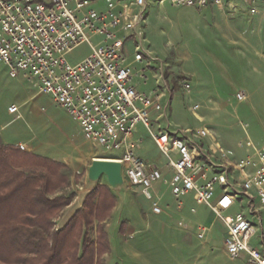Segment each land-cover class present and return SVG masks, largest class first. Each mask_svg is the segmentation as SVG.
<instances>
[{
	"label": "built area",
	"instance_id": "obj_1",
	"mask_svg": "<svg viewBox=\"0 0 264 264\" xmlns=\"http://www.w3.org/2000/svg\"><path fill=\"white\" fill-rule=\"evenodd\" d=\"M169 2L204 9L210 4L222 7L224 0ZM148 7L149 0H0V61L11 77L24 74L38 92L50 95L88 140L108 152L120 151L125 183L139 187L154 212L162 211L155 182L166 183L180 202L193 192L198 203L224 221L229 256L246 254L251 263L264 264V142H249L252 152L233 162L223 148H207L205 140L212 136L208 127L170 130L168 63L145 46ZM83 44L90 45V54L71 64L68 55ZM179 84L188 93L193 89L187 77ZM245 97L237 94L239 100ZM198 108H192L196 115ZM9 111L22 116L18 105ZM139 124L167 157L169 179L162 167L138 155L143 141L135 135ZM232 175H237L235 183ZM244 198L248 212L225 214L236 204L244 209ZM254 238L259 246L252 244Z\"/></svg>",
	"mask_w": 264,
	"mask_h": 264
},
{
	"label": "crops",
	"instance_id": "obj_2",
	"mask_svg": "<svg viewBox=\"0 0 264 264\" xmlns=\"http://www.w3.org/2000/svg\"><path fill=\"white\" fill-rule=\"evenodd\" d=\"M154 2V0H149L148 9L154 5ZM159 4L163 3L159 1ZM210 6L211 4L207 7ZM183 21V19H178L177 23L185 27ZM184 22L186 23V21ZM194 22L186 23V28L189 29L193 36L206 37L205 41L202 40V43L208 52L200 51L198 53L201 61L203 62L206 59L204 61L206 63H202L201 68L198 70L196 67L184 68V64L197 56V52L185 48L182 53L177 52L180 54L178 57L182 59V64L178 67L181 73L193 76L196 78L197 85L202 87L205 86V80H203L204 77L200 71L205 70V64H209L211 67L213 65V68L219 69V71L224 70V75H227L226 70L230 68L235 72L233 78H236L237 75L236 79L243 80L245 84L264 87V33H196L197 25ZM177 23L173 19L170 24L175 33L179 30ZM156 29L157 27L152 21H146V33H158ZM160 33H164V31L161 30ZM148 41L149 43L145 44L146 48L151 40ZM205 55H207L206 58L204 57ZM223 55L230 56V59H222ZM130 56L132 60V52ZM227 61L230 62V65H227L228 67L224 65ZM221 75L223 74L221 73ZM224 75L221 78L224 80L229 79V77ZM170 80L172 81V79ZM192 85V90L196 93L199 92L201 95L203 94L201 88L197 91V86L194 83ZM150 86V84L141 85V88L148 89ZM168 94L170 99L173 95L170 87ZM210 95L212 94L205 92L203 94L206 97ZM47 104L53 105L55 108V112L51 113V115L44 114V111L47 110ZM12 105L19 106L21 117H17L16 114L9 111V107ZM17 122L26 123L27 129H29L28 133L22 130L9 129L12 124ZM50 123L55 126L54 129L50 130L52 138L56 136L53 138L54 142L39 138L36 130V127H38L39 133L42 131L46 132ZM0 138L4 144L24 145L30 152L54 159L68 166L73 173L79 174H88L89 167L95 158L118 159L120 156V154L108 152L102 146L88 140L78 122L65 109L56 105L50 95L38 92L24 74L18 77H11L7 66L1 62ZM254 139L258 140V138ZM254 139L249 138L247 140L245 156L252 152L249 142H253L256 145L264 142L258 143ZM210 142L207 143L205 141V144L211 151L215 150L218 152L219 148H223L221 145V147L216 149L212 141ZM138 155L142 158L144 157V152L141 150ZM227 157L230 159L228 154ZM241 158L237 159V161ZM216 161L221 162V159L217 157ZM160 167H162L165 177L169 179L172 175L170 167L167 164L160 165ZM210 174H212V171H209ZM103 177L107 178L106 176ZM98 184L87 178V186L89 188L87 194L97 187ZM100 184L108 185L117 199L111 217L106 220L113 252L115 245L114 238L111 236V229L115 230L117 225L118 228L120 225L119 235L123 241V254L126 257L128 255L131 256L132 260L140 258L141 251H148L152 257L151 261L155 262L154 264H253L249 261L246 254L234 259L229 256L224 247L221 249L216 248V224L221 220V225L224 228V238L227 233L226 225L211 208L205 204L198 203L193 193L186 195L180 202L172 194L170 187L166 183L162 180L155 182V194L160 199V205L162 206V211L157 213L153 211L151 203L146 199L139 187L124 186L122 189H113L108 184V180L101 181ZM85 196L78 205H76L78 201L76 202L75 200L66 207L65 213L59 219L60 223L63 224L62 226H65L74 213L82 206ZM243 202H248V199L244 198ZM262 217L264 228V211H262ZM175 225L180 230L184 229V231L175 232ZM194 232L197 234L196 238L192 237ZM201 233H203V236H201ZM167 234L170 235L171 239H176L175 245H181V248H177V250L173 248L172 254L161 253L156 255L155 240L158 237H166ZM145 258V260H150L148 257Z\"/></svg>",
	"mask_w": 264,
	"mask_h": 264
},
{
	"label": "rangeland",
	"instance_id": "obj_3",
	"mask_svg": "<svg viewBox=\"0 0 264 264\" xmlns=\"http://www.w3.org/2000/svg\"><path fill=\"white\" fill-rule=\"evenodd\" d=\"M154 1V5L148 9L147 20L149 22L152 21L153 24L156 25V31H158V33H146L145 44L147 45V43H149L148 40H151L147 47L148 51L153 56L157 57L159 61L168 63V66L165 67V71L169 87L173 93L172 97L168 100L167 106L170 130L173 132L178 129H196L206 126L211 130L212 136L206 138L205 141L207 143L212 141L216 149L222 145L231 161H237V159L245 156L246 142L249 138H258L259 141L254 139V141L258 143L264 141V87L245 84L243 80L236 79L237 75L236 78H233L235 72L230 68L226 70L227 75H224V70L219 71V69L213 68L212 64V67L209 64H205V70H199L203 74L205 86H198L196 78L191 75L183 74L178 69L182 64V59L178 57V55L180 56L178 53H182L185 48L197 52V56L184 64V68L186 69L196 67L198 70L201 68L202 63H206L204 62L206 59L202 62L198 55L200 51L208 52L207 48L204 47L202 43V40L205 41L206 37L202 38L200 36L191 35L189 29L186 28L189 22L195 21L194 24L197 25L196 33H264V0H224L222 7L211 4L210 7L204 9L189 6H174L169 0L165 1L163 4H159V0ZM173 19L176 23L178 19H183L187 24L183 21V24H185L184 27V25L182 26V24L177 23L179 30L175 33L170 27ZM161 30H163L164 33H160ZM99 40V37L93 38L94 43H98ZM128 47L130 50L133 48L131 43L128 44ZM90 52V45H80L68 55V61L73 65L77 64L86 58ZM204 57L206 58L207 55ZM222 59L229 60L230 56L223 55ZM229 63L230 62L227 61L224 65L228 67L227 65H230ZM221 73L225 77H229V79L224 80L221 78V76H223ZM181 77H187L191 83H194V85L197 86V91L201 88L203 94L205 92L211 93L212 95L206 97L203 96V94H199V92L196 93L194 90L189 93L186 92L179 84V79ZM169 78L172 79V81ZM238 93H243L246 97L243 100H239L237 98ZM196 104L199 105L197 115L192 109ZM53 112H55L54 106L47 104V110L44 111V114L51 115ZM164 123L166 124V121H164ZM27 128L26 123L22 122L14 123L9 127L10 130L17 129L28 133L29 129ZM36 128L39 138L47 139L48 141L52 140L54 142L53 138L56 136L52 138L50 134V130L55 128L52 123L49 124L46 132L44 131L45 133L43 131L39 133L38 127ZM135 135L143 138L137 152L141 150L144 152V157L142 158L145 161L158 166L168 162L167 157L162 154L143 124L137 126ZM21 149L29 151L27 148L21 147ZM113 153L119 155L121 152L114 151ZM60 173L69 178L70 184L64 181V183H62L64 185H61V188H59L53 196H64L68 198L72 194H75L72 202L76 200V202L78 201L76 205H78V203H81L82 198L85 195L87 196L89 190L87 186L88 174L73 173L68 166L61 167ZM236 176L237 175H232V183H235ZM101 181H107V178L103 177L96 183H100ZM124 186L127 187L131 185L125 183ZM123 187H121V189ZM256 203L258 204V200H256ZM67 206L68 205L63 207L59 216L55 219V229L64 227L59 219L65 213ZM82 206L80 208H82ZM244 206L245 208L243 209L240 207V204H236L230 210L226 211L225 214H235L240 210L248 212L249 206L247 202L244 203ZM113 208L108 218L111 217ZM108 218H106V220ZM106 220L104 221V225L109 235ZM119 229L120 225L119 228L117 225L115 230L111 229V236L114 238L115 247L113 252L110 240L111 250L104 255L106 264L155 263L151 261L152 257L148 251H141L140 258L137 260H132V257L129 255L126 257L123 254V241L121 239L122 237L119 235ZM179 230L180 228L175 225V232ZM180 231H184V229ZM215 232L217 236L216 248L221 249L224 247V228L221 225V220L216 224ZM116 234L118 235L117 237ZM196 235V232L192 233L193 238H196ZM92 236L96 237L94 234ZM175 240L171 239L168 234L166 237H158L154 242L156 255L161 253L172 254L173 248L176 250L177 248H181V245H175ZM252 244L255 247L259 246V242L255 238ZM145 257L150 258V260H145Z\"/></svg>",
	"mask_w": 264,
	"mask_h": 264
},
{
	"label": "trees",
	"instance_id": "obj_4",
	"mask_svg": "<svg viewBox=\"0 0 264 264\" xmlns=\"http://www.w3.org/2000/svg\"><path fill=\"white\" fill-rule=\"evenodd\" d=\"M63 166L0 138V264H106L111 244L104 221L116 196L99 183L69 222L55 229L75 196H53L64 181L70 184L60 173Z\"/></svg>",
	"mask_w": 264,
	"mask_h": 264
},
{
	"label": "water",
	"instance_id": "obj_5",
	"mask_svg": "<svg viewBox=\"0 0 264 264\" xmlns=\"http://www.w3.org/2000/svg\"><path fill=\"white\" fill-rule=\"evenodd\" d=\"M123 165L120 160L113 158H95L88 170V178L98 182L103 176L113 189H120L125 184Z\"/></svg>",
	"mask_w": 264,
	"mask_h": 264
}]
</instances>
